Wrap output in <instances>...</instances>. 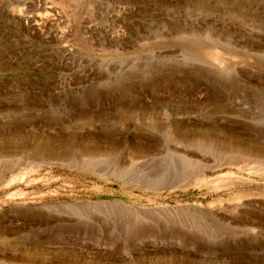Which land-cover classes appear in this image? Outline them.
Instances as JSON below:
<instances>
[{
  "label": "rangeland",
  "instance_id": "rangeland-1",
  "mask_svg": "<svg viewBox=\"0 0 264 264\" xmlns=\"http://www.w3.org/2000/svg\"><path fill=\"white\" fill-rule=\"evenodd\" d=\"M251 125L264 0H0V264H264V166L185 147Z\"/></svg>",
  "mask_w": 264,
  "mask_h": 264
},
{
  "label": "bare ground",
  "instance_id": "bare-ground-1",
  "mask_svg": "<svg viewBox=\"0 0 264 264\" xmlns=\"http://www.w3.org/2000/svg\"><path fill=\"white\" fill-rule=\"evenodd\" d=\"M250 128L256 129L258 134L264 132V127L257 128L255 125H251ZM239 140H225L219 137H214V139L197 137L192 139L189 144L185 145L187 149L186 154L197 152L202 155H208L214 159L222 160L223 163L221 162L220 164L224 165L238 164L247 167L250 164H254L256 167L257 165L264 166V147L262 148L261 146L260 148L256 146L251 138H248L246 142ZM86 161L87 160H85L84 163Z\"/></svg>",
  "mask_w": 264,
  "mask_h": 264
}]
</instances>
